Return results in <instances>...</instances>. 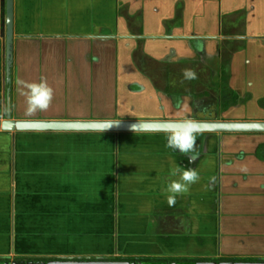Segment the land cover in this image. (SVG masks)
Instances as JSON below:
<instances>
[{"label": "crops", "instance_id": "obj_1", "mask_svg": "<svg viewBox=\"0 0 264 264\" xmlns=\"http://www.w3.org/2000/svg\"><path fill=\"white\" fill-rule=\"evenodd\" d=\"M248 1L249 8L264 4L14 0L10 54L6 2L0 0V120L8 114L24 120H225L233 102L217 96L220 73L229 81L225 69L221 71L222 52L234 41L257 38L238 33L240 19L226 12L238 11ZM198 9L218 10V17L214 23L199 19ZM186 69L194 71L196 79H185ZM42 77L53 88L54 98L47 111L29 115L22 94L26 89L17 81L39 84ZM17 133L0 130V256L11 257L3 264L28 260L16 256L146 257L121 260L162 264L264 260V132H234L249 135L247 146L212 147L206 135L220 138L222 133H205L202 146L196 144L194 153L182 154L176 167L146 165L140 168L142 175L125 177H118L117 168L116 177L105 185L88 184L85 202L77 210L63 204L55 212L40 203L28 218L18 205L41 198L37 192L22 194L23 173L15 172L22 164L14 152ZM134 133L153 138L169 132ZM193 154L198 158L189 162ZM70 159L63 155L59 160ZM216 166L222 168L218 173ZM187 168L195 169L199 180L169 207L167 188ZM175 169L179 171L173 175ZM21 218L18 229L23 234L25 228L24 243L16 229Z\"/></svg>", "mask_w": 264, "mask_h": 264}, {"label": "rangeland", "instance_id": "obj_2", "mask_svg": "<svg viewBox=\"0 0 264 264\" xmlns=\"http://www.w3.org/2000/svg\"><path fill=\"white\" fill-rule=\"evenodd\" d=\"M248 3L252 2L242 3L243 8L226 13L235 14L240 19L238 33L249 37L251 34L257 38L234 41L230 49L222 52L221 71L225 69L229 81L225 83L220 73L217 96L222 102H233L230 112L223 117L236 118L233 121H264V4L249 8ZM217 12L215 9H198L197 17L214 23ZM220 108H223L221 104ZM167 135L150 138L144 133L134 132L18 131L14 152L19 153L22 164L15 172L23 173L22 194L25 197L37 192L41 198L38 201H23L21 207L17 204L18 208L23 209L21 213L26 218L33 214L34 206L40 203L42 208L54 207L55 212L63 204H69L72 210H77L85 202L88 184L104 182L105 185V180L116 177L117 168L118 177H125L142 175L140 168L146 165L163 163V169L165 164L176 167V160L180 161L182 154L166 146ZM197 136L195 147L197 144V148H200L203 135ZM206 136L207 146L211 147L222 144L247 146L251 142L249 135L244 134L222 133L218 135L220 138L209 134ZM158 147H163V151L157 150ZM63 155H70L71 159L59 160ZM215 169L218 173L222 168L216 166ZM131 171L137 172L132 174ZM21 221L22 218L16 229L24 243L25 228L23 234L18 229Z\"/></svg>", "mask_w": 264, "mask_h": 264}, {"label": "water", "instance_id": "obj_3", "mask_svg": "<svg viewBox=\"0 0 264 264\" xmlns=\"http://www.w3.org/2000/svg\"><path fill=\"white\" fill-rule=\"evenodd\" d=\"M5 17L7 20V45L8 52L12 53V36L14 16V0H5ZM12 58L8 72L10 73ZM11 114L0 120V130L5 131H96V132H169L177 128L174 121L178 120H24L14 119ZM200 124V133H234V132H264V121H233V120H196ZM137 124L136 131L129 129L130 124ZM111 124V127H110ZM14 264H162L157 260H61L51 259L37 261L33 259L15 260ZM167 264H264V260H198L174 261Z\"/></svg>", "mask_w": 264, "mask_h": 264}, {"label": "clouds", "instance_id": "obj_4", "mask_svg": "<svg viewBox=\"0 0 264 264\" xmlns=\"http://www.w3.org/2000/svg\"><path fill=\"white\" fill-rule=\"evenodd\" d=\"M183 76L185 79H196V73L190 69L184 70ZM17 83L23 89H26L22 94L26 98V112L29 115L37 111H47L54 98V90L48 85L46 78L42 77L39 84L34 82L28 83L22 80L17 81ZM174 123L178 127L169 131L166 146L184 155L194 153L196 136L201 132L199 122L193 119H183L174 121ZM138 127L135 123L129 125L131 131H136ZM197 158V155L193 154L189 156V162H194ZM176 171H179V169H175L173 175L176 174ZM198 180L199 175L195 169L187 168L183 170L180 180L172 181L167 188L169 193L167 196L169 207H174L177 195L186 193L189 186L198 182Z\"/></svg>", "mask_w": 264, "mask_h": 264}, {"label": "trees", "instance_id": "obj_5", "mask_svg": "<svg viewBox=\"0 0 264 264\" xmlns=\"http://www.w3.org/2000/svg\"><path fill=\"white\" fill-rule=\"evenodd\" d=\"M4 24H5V26L7 25V20H5ZM223 81L225 83L228 82V78L226 77L225 74L223 75ZM198 134L203 135V133H198ZM15 259H33V260H37V261H44V260L59 259V258H57V257H38V256H28V257L16 256ZM79 259L87 261V260H91V259H95V258L94 257H87V258H79ZM102 259H118V260H121V259H149V258L116 256V257H103ZM10 260H11V257H9V256H0V263L1 264L9 262Z\"/></svg>", "mask_w": 264, "mask_h": 264}]
</instances>
